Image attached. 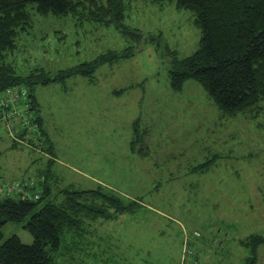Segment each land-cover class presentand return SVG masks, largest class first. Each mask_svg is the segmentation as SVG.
Segmentation results:
<instances>
[{
    "label": "rangeland",
    "instance_id": "374dc122",
    "mask_svg": "<svg viewBox=\"0 0 264 264\" xmlns=\"http://www.w3.org/2000/svg\"><path fill=\"white\" fill-rule=\"evenodd\" d=\"M125 1L124 24L141 36L71 15H41L30 5L33 25L19 34L8 57L19 74L44 69L53 77L108 51L132 52L101 65L94 82L77 75L35 85L66 177L76 179V188L95 189L99 185L87 175L94 176L106 189L144 205L114 220L88 221L83 237L74 238L76 249L68 238L71 251L62 248L55 262L244 264L254 255L253 245L244 242L264 235V101L259 111L223 117L195 81L174 91L173 51L179 58L192 55L202 36L195 15L175 2ZM138 118L148 129L144 159L130 150ZM17 124L0 120V176L9 182L37 179L48 161L25 144L13 147L9 133ZM212 158L209 170L193 172ZM64 188H53L51 198L62 199ZM12 235L25 244L34 241L22 221L4 225L0 245ZM256 250L257 264H264V243Z\"/></svg>",
    "mask_w": 264,
    "mask_h": 264
},
{
    "label": "trees",
    "instance_id": "16d2710c",
    "mask_svg": "<svg viewBox=\"0 0 264 264\" xmlns=\"http://www.w3.org/2000/svg\"><path fill=\"white\" fill-rule=\"evenodd\" d=\"M150 1L159 4L175 2L177 9L195 15L194 22L202 31L199 46L192 55L179 58L175 51L172 53L169 81L174 91H182L186 82L195 81L214 100L223 117L260 108L264 101V0ZM30 5L41 15H71L81 22L114 25L130 38L141 36L138 29L131 30L124 24L125 0H0V94L13 87H26L29 91V111L21 122L14 125L16 130L12 128L9 133L12 145L25 144L48 158L47 168L40 170L37 179L17 181L20 184L32 183L31 189H38L40 198L29 199L17 191L4 196L0 193V241L4 225L13 221L24 222L25 228L34 236L31 244L23 243L17 235L6 239L0 245V264H56L54 254L64 247L68 252L75 248L74 238L83 237L88 221L97 218L114 220L144 206L142 199L126 200L103 186L95 189L69 186L59 191L62 199L51 198L48 176L54 150L43 128L35 85L64 82L77 75L94 81L101 65L132 55V52L108 51L92 61L60 70L53 77L44 69L19 74L8 57L18 47L19 34L33 25ZM147 134L148 129L141 127V120H135L131 142L133 150L143 145ZM215 158L197 165L194 170H209ZM2 183L14 182L0 178V185ZM44 198L47 202L42 204ZM68 238L72 239V247H68ZM263 243L264 235L261 234L251 235L244 242L245 245H253L254 252L244 264H257L256 248Z\"/></svg>",
    "mask_w": 264,
    "mask_h": 264
},
{
    "label": "built area",
    "instance_id": "2783aa9c",
    "mask_svg": "<svg viewBox=\"0 0 264 264\" xmlns=\"http://www.w3.org/2000/svg\"><path fill=\"white\" fill-rule=\"evenodd\" d=\"M28 99L29 91L26 87H13L0 94V120L5 121L7 124L21 122L24 114L29 111ZM32 185V183L30 185L29 183L20 184L17 182L2 183L0 193L4 196L17 191L29 199L40 198V191L31 189Z\"/></svg>",
    "mask_w": 264,
    "mask_h": 264
},
{
    "label": "crops",
    "instance_id": "0c3cea01",
    "mask_svg": "<svg viewBox=\"0 0 264 264\" xmlns=\"http://www.w3.org/2000/svg\"><path fill=\"white\" fill-rule=\"evenodd\" d=\"M90 82H94V81H90ZM118 94V93H117ZM37 98V97H36ZM37 103H38V107H39V111H40V113H41V115H42V109H41V106H40V103H39V101L37 100ZM138 119H140V118H138ZM137 120V119H136ZM141 120V119H140ZM135 122V121H134ZM42 123H43V128L45 129V131L47 132V135H48V137L51 139V143H52V145H53V150H54V161H53V163H51V165L49 166V168H50V171H49V176H48V180H49V182H48V186L50 187V192L53 194V188H56V190H59L60 189V185H65V187H69V186H74V187H76V185L74 184V181L76 180L75 178H73V179H68L67 177H66V175H68V173H67V171H64L63 169H62V167L61 166H63L64 165V163L61 161L62 160V158L60 157V152L58 153V150H57V146L54 144V142H53V138H51L50 137V133L48 132V130H47V128H46V125H45V119L43 118V116H42ZM134 124V123H133ZM132 124V125H133ZM132 140H133V135L131 136V140H130V150L132 151V154H134V155H136V156H139V157H141L142 159H144V158H146L149 154H148V151L146 150L147 149V145H146V140H145V142L143 143V145H140V146H137L136 147V149L135 150H133V148H132V144H131V142H132ZM145 147H146V149H145ZM202 164V163H201ZM198 165H200V164H198ZM44 165L42 164V168H47V164H46V166H44ZM197 166V165H196ZM196 166H193V172L195 171L194 170V167H196ZM210 168H211V166H210ZM71 169V168H70ZM41 170V169H40ZM40 170H38L37 169V174L40 172ZM73 171L75 172V173H79V170L77 169V168H73ZM196 172V171H195ZM199 172H202V171H199ZM205 172V171H204ZM85 175H87V174H85ZM126 175H128V174H126ZM93 182H96L99 186H103L104 187V183L100 180V179H97V178H95L94 176H89V175H87ZM146 177H147V175H146ZM0 178L1 179H4V177H1L0 176ZM55 180H56V182H55ZM58 182H59V186H56L57 184H58ZM98 186V187H99ZM109 189H111V188H109ZM136 198V197H135ZM131 199H133V198H131Z\"/></svg>",
    "mask_w": 264,
    "mask_h": 264
}]
</instances>
